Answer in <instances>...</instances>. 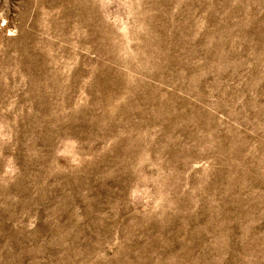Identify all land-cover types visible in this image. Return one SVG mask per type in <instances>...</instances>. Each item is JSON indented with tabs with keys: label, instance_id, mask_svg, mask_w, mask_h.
Segmentation results:
<instances>
[{
	"label": "rangeland",
	"instance_id": "1",
	"mask_svg": "<svg viewBox=\"0 0 264 264\" xmlns=\"http://www.w3.org/2000/svg\"><path fill=\"white\" fill-rule=\"evenodd\" d=\"M0 264H264V0H0Z\"/></svg>",
	"mask_w": 264,
	"mask_h": 264
}]
</instances>
